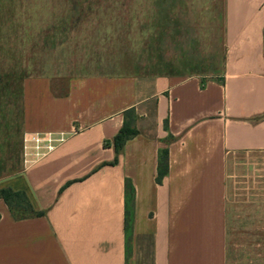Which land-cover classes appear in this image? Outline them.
I'll return each instance as SVG.
<instances>
[{
    "label": "crops",
    "instance_id": "obj_1",
    "mask_svg": "<svg viewBox=\"0 0 264 264\" xmlns=\"http://www.w3.org/2000/svg\"><path fill=\"white\" fill-rule=\"evenodd\" d=\"M60 2L0 0V152L21 166L0 189L44 213L16 220L0 200V264H139L146 250L150 264H264L230 173L264 153V0H225L224 73L208 80L34 74ZM131 109L138 134L113 164ZM49 131L66 142L24 168V133ZM253 196L260 224L264 194Z\"/></svg>",
    "mask_w": 264,
    "mask_h": 264
},
{
    "label": "rangeland",
    "instance_id": "obj_2",
    "mask_svg": "<svg viewBox=\"0 0 264 264\" xmlns=\"http://www.w3.org/2000/svg\"><path fill=\"white\" fill-rule=\"evenodd\" d=\"M57 8L56 22L37 57L36 75L208 80L224 73L225 0H61ZM152 120L141 119L138 126L154 127ZM138 121L136 114L129 120L134 127ZM20 168L17 160L0 153V179ZM230 173L235 176L232 199L245 206L244 219L250 222L247 234L264 238V221L251 223L256 220L250 216L254 193L264 194V153L237 159ZM142 258L150 264L148 250L139 264Z\"/></svg>",
    "mask_w": 264,
    "mask_h": 264
},
{
    "label": "trees",
    "instance_id": "obj_3",
    "mask_svg": "<svg viewBox=\"0 0 264 264\" xmlns=\"http://www.w3.org/2000/svg\"><path fill=\"white\" fill-rule=\"evenodd\" d=\"M136 114L135 109H131L125 113V123L119 133L115 136L113 140L116 159L113 164H116L118 161V155L123 150L124 145L127 141L134 138L138 134L136 127L132 125L129 120H132V117ZM105 145H109V142H106ZM1 153V152H0ZM168 158L167 153H161L159 157V172L157 176V183H161L163 177L168 172ZM0 200H3L9 207L13 217L16 220H22L30 217H40L43 216V212H36L27 195L22 191H14L10 188L0 189Z\"/></svg>",
    "mask_w": 264,
    "mask_h": 264
},
{
    "label": "built area",
    "instance_id": "obj_4",
    "mask_svg": "<svg viewBox=\"0 0 264 264\" xmlns=\"http://www.w3.org/2000/svg\"><path fill=\"white\" fill-rule=\"evenodd\" d=\"M67 140L65 132H26L22 138L21 162L24 168L54 153Z\"/></svg>",
    "mask_w": 264,
    "mask_h": 264
}]
</instances>
